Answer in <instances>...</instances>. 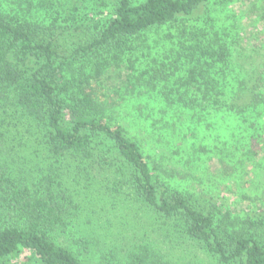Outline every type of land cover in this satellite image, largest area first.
Returning a JSON list of instances; mask_svg holds the SVG:
<instances>
[{"label":"trees","instance_id":"obj_1","mask_svg":"<svg viewBox=\"0 0 264 264\" xmlns=\"http://www.w3.org/2000/svg\"><path fill=\"white\" fill-rule=\"evenodd\" d=\"M210 2L0 0V264H90L73 210L96 198L222 263L264 264V192L243 184L244 164L264 170V57H237L236 23Z\"/></svg>","mask_w":264,"mask_h":264},{"label":"rangeland","instance_id":"obj_2","mask_svg":"<svg viewBox=\"0 0 264 264\" xmlns=\"http://www.w3.org/2000/svg\"><path fill=\"white\" fill-rule=\"evenodd\" d=\"M118 1L65 0L67 6L72 7L78 13L98 11L108 13L113 10ZM132 1L139 3L144 0ZM221 2H225L226 6L220 4ZM222 6H224V14ZM209 7L214 16L218 14L220 19L223 20L225 17L227 22L236 23L233 30L236 45L240 50L237 57H248L249 54L254 57H264V20L261 21L257 17L258 13H264V0H211ZM253 7L257 8L255 12H252ZM163 31L161 29L159 32ZM154 34L155 31L149 33L150 37ZM72 37L77 41L78 36ZM147 42L149 41L147 40ZM23 150L22 153L29 158L33 156L29 151ZM35 159L38 163L43 161L46 165L48 164L39 157H35ZM243 168L251 171L247 175V182H243L246 184L245 187H251L254 193L257 190L264 192V170H260L262 173L258 175L253 171V166L244 164ZM211 169H213L212 164ZM209 172L211 171L209 170ZM216 179H214V183L220 181L217 182ZM219 184L220 187H224L221 182ZM223 195H226L225 198L228 201L237 203L239 211L253 205V207H257L255 206L256 202L243 200L241 197L238 199L235 193L226 192ZM78 201L81 202L82 208L74 209L73 213L75 215L81 213L78 221L87 233L97 240L98 252L90 264H105L108 257L111 262L117 264H240L237 261L222 263L201 244L188 239L179 232L175 233L167 229L160 220L141 213L136 215L135 213L139 209L134 202L119 201L114 205L111 200L105 201L98 198L89 204L88 200ZM81 225L77 224L79 229H81ZM146 255L147 262H145ZM29 257L30 252L23 251L12 260L11 264H35L29 260Z\"/></svg>","mask_w":264,"mask_h":264}]
</instances>
